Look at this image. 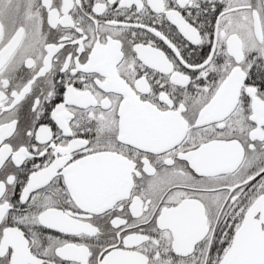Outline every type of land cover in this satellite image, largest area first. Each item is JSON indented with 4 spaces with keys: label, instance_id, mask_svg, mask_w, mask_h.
Here are the masks:
<instances>
[{
    "label": "snow or ice",
    "instance_id": "1",
    "mask_svg": "<svg viewBox=\"0 0 264 264\" xmlns=\"http://www.w3.org/2000/svg\"><path fill=\"white\" fill-rule=\"evenodd\" d=\"M0 264H264V0H0Z\"/></svg>",
    "mask_w": 264,
    "mask_h": 264
}]
</instances>
